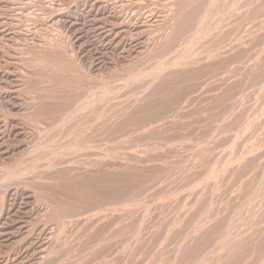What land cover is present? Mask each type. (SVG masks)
I'll return each mask as SVG.
<instances>
[{
	"label": "rangeland",
	"instance_id": "1",
	"mask_svg": "<svg viewBox=\"0 0 264 264\" xmlns=\"http://www.w3.org/2000/svg\"><path fill=\"white\" fill-rule=\"evenodd\" d=\"M182 1L0 0V264H264V0Z\"/></svg>",
	"mask_w": 264,
	"mask_h": 264
},
{
	"label": "bare ground",
	"instance_id": "2",
	"mask_svg": "<svg viewBox=\"0 0 264 264\" xmlns=\"http://www.w3.org/2000/svg\"><path fill=\"white\" fill-rule=\"evenodd\" d=\"M188 1H189V0H188ZM227 1H228V0H227ZM259 1H260V0H259ZM182 2H185V0L182 1ZM210 2H212V1H210ZM232 2H233V1H232ZM238 2H239V1H238ZM167 3H169V2H167ZM226 4H227V3H226ZM228 6H229V5H228ZM240 7H241V6H240ZM214 8H216V7H214ZM214 8H213V10H214ZM179 11H180V10H179ZM196 11H197V10H196ZM209 11H210V10H209ZM209 11H208V12H209ZM218 12H219V11H218ZM221 12H222V11H221ZM214 13H215V12H214ZM216 13H217V11H216ZM228 13H229V12H228ZM179 15H180V13H179ZM208 15H209V14H208ZM210 16H211V15H210ZM184 18H185V17H184ZM205 18H206V17H205ZM206 19H207V18H206ZM182 20H183V19H182ZM187 20H188V18H187ZM220 21H221V20H220ZM184 22H185V21H184ZM184 22H182V23L184 24ZM218 22H219V21H218ZM182 23H181V24H182ZM205 23L207 24V22H205ZM208 23H209V22H208ZM211 24H212V23H211ZM185 25H186V24H185ZM204 25H205V24H204ZM179 27H180V25H179ZM182 27H183V25H182L180 28L182 29ZM202 27H203V26H202ZM207 27H208V26H207ZM210 27H211V26H210ZM219 27H220V26H219ZM184 28H186V27H184ZM184 28H183V29H184ZM158 29H159V28H158ZM190 29H191V28H190ZM204 29H205V28H204ZM208 29H209V28H208ZM211 29H212V28H211ZM206 30H207V29H206ZM209 30H210V29H209ZM180 31H181V30H180ZM194 32H195V30H194ZM199 32H200V31H199ZM199 32H198V33H199ZM202 32H203V31H202ZM206 32H207V31H206ZM206 32H203V33H206ZM209 32H210V31H209ZM190 33H191V32H190ZM203 33H202V34H203ZM192 34H194V33H192ZM200 34H201V32H200ZM194 35L197 36V33L194 34ZM212 36H213V35H212ZM192 37H193V36H191V38H192ZM202 38H203V37H202ZM202 38H201V39H202ZM204 38H205V37H204ZM185 39H186V38H185ZM197 39H198V38H197ZM193 40H194V39H193ZM193 40H192V41H193ZM195 40H196V39H195ZM198 40H199V39H198ZM185 41H186V40H185ZM190 41H191V40H190ZM159 42H160V41H159ZM40 44H41V43H40ZM161 44H162V43H161ZM188 44H189V43H188ZM191 44H192V43H191ZM15 45H16V44H15ZM189 45H190V44H189ZM189 45H188V47H189ZM207 45H208V44H207ZM215 45H216V44H215ZM13 46H14V45H13ZM41 46H42V45H41ZM166 46H167V45H166ZM210 46H211V44H210ZM15 47H16V46H15ZM192 47H193V46H192ZM211 47H212V46H211ZM189 48H191V47H189ZM194 48H195V47H194ZM184 49H185V48H184ZM186 49L188 50L187 47H186ZM49 50H50V49H49ZM161 50H162V49H161ZM182 50H183V49H182ZM163 51H164V50H163ZM177 52H178V51H177ZM207 52H208V51H207ZM185 53L187 54V52H185ZM194 53H195V52H194ZM19 54H20V53H19ZM189 56H190V55H189ZM189 56H188V57H189ZM191 56H192V55H191ZM191 56H190V57H191ZM195 56H196V55H195ZM215 56H216V55H215ZM193 58H194V57H193ZM211 58H212V57H211ZM214 58H215V57H214ZM173 59H174V58H173ZM175 60H176V59H175ZM161 61H162V60H161ZM74 66H75V65H74ZM138 67H139V66H138ZM149 68H150V67H149ZM151 68H152V67H151ZM161 68H162V67H161ZM158 69H159V68H158ZM55 70H56V69H55ZM78 70H79V69H78ZM146 70H147V69H146ZM153 70H154V69H153ZM126 72H127V71H126ZM146 72H147V71H146ZM66 73H67V72H66ZM141 73H142V72H141ZM144 74H145V73H144ZM147 74H148V73H147ZM77 75H78V74H77ZM121 75H122V74H121ZM150 76H151V75H150ZM119 77H120V76H119ZM140 77H141V76H140ZM128 78H129V77H128ZM130 78H131V77H130ZM130 78H129V79H130ZM125 80H126V79H125ZM125 80H124V81H125ZM128 81H129V80H128ZM90 82H91V81H90ZM118 82H119V81H118ZM75 83H76V82H75ZM111 84H112V83H111ZM173 84H174V83H173ZM129 85H130V84H129ZM107 86H108V85H107ZM123 86H124V85H123ZM126 86H127V85H126ZM102 87H103V86H102ZM118 87H119V86H118ZM163 87H164V86H163ZM58 88H59V87H58ZM58 88H57V89H58ZM84 89H85V88H84ZM158 89H159V88H158ZM160 89H161V88H160ZM93 90H94V89H93ZM99 90H100V89H99ZM117 90H118V89H117ZM145 91H146V90H145ZM88 92H89V91H88ZM95 92H96V91H95ZM104 93H105V92H104ZM116 93H117V92H116ZM146 93H147V92H146ZM107 95H108V94H107ZM103 96H104V95H103ZM110 96H111V95H110ZM135 97H136V96H135ZM85 98H87V97H85ZM116 98H118V97H116ZM133 98H134V97H133ZM90 99H91V98H90ZM107 100H108V99H107ZM132 100H133V99H132ZM138 100H139V99H138ZM99 101H100V100H99ZM141 101H142V100H141ZM133 104H134V103H133ZM165 104H166V103H165ZM168 104H169V103H168ZM76 105H77V104H76ZM119 105H120V104H119ZM84 106H85V105H84ZM156 106H158V104H157ZM159 106H161V105H159ZM163 106H164V105H163ZM110 107H111V106H110ZM115 107H116V106H115ZM115 107H114V108H115ZM127 107H128V106H127ZM72 108H73V107H72ZM105 108H106V107H105ZM117 108H118V107H117ZM66 109H67V108H66ZM98 109H99V108H98ZM85 111H86V110H85ZM142 111H143V110H142ZM155 111H156V110H155ZM73 113H74V112H73ZM107 113H108V112H107ZM119 113H120V112H119ZM150 113H151V112H150ZM160 113H161V112H160ZM53 114H54V113H53ZM65 114H66V113H65ZM81 114H82V113H81ZM85 114H86V113H85ZM85 114H84V115H85ZM109 114H110V113H109ZM109 114H108V115H109ZM66 115H67V114H66ZM91 115H92V114H91ZM98 115H99V114H98ZM105 115H106V114H105ZM113 115H114V113H113ZM100 117H101V116H100ZM121 117H122V116H121ZM97 118H98V117H97ZM109 118H110V117H109ZM67 119H68V118H67ZM82 119H83V118H82ZM135 119H136V118H135ZM95 120H96V119H95ZM113 120H114V119H113ZM137 120H138V119H137ZM52 121H53V120H52ZM33 122H34V121H33ZM77 122H78V121H77ZM37 123H38V122H37ZM85 123H86V122H85ZM93 123H95V122H93ZM33 124H34V123H33ZM81 124H82V122H81ZM83 124H84V123H83ZM31 125H32V124H31ZM47 125H48V124H47ZM63 125H65V124H63ZM78 125H79V124H78ZM79 126H80V125H79ZM33 127H34V126H33ZM56 127H57V126H56ZM84 127H85V126H84ZM105 127H106V126H105ZM105 127H104V128H105ZM72 128H73V127H72ZM76 128H77V127H76ZM77 129H78V128H77ZM45 130H46V129H45ZM51 130H52V129H51ZM59 130H60V129H59ZM127 130H128V129H127ZM69 131H71V130H69ZM83 131H84V130H83ZM121 131H122V130H121ZM57 132H58V131H57ZM79 132H80V131H79ZM38 133H39V132H38ZM58 133H59V132H58ZM56 135H57V134H56ZM59 135H60V134H59ZM78 136H79V135H78ZM47 137H48V136H47ZM55 137H56V136H55ZM64 137H65V136H64ZM50 139H51V138H50ZM108 139H109V138H108ZM60 140H61V139H60ZM72 140H73V139H72ZM74 140H75V139H74ZM64 141H65V140H64ZM47 142L49 143V141H47ZM62 142H63V141H62ZM123 142H124V141H123ZM42 143H44V142H42ZM50 143H51V142H50ZM106 143H108V141H107ZM120 143H121V142H120ZM46 144H47V143H46ZM74 144H75V143H74ZM85 144H86V143H85ZM51 145H52V144H51ZM72 145H73V144H72ZM88 145H89V144H88ZM46 146H47V145H46ZM69 146H70V145H69ZM84 147H85V146H84ZM107 148H108V147H107ZM65 149H66V148H65ZM88 149H89V148H88ZM72 150H73V149H72ZM85 150H86V149H85ZM110 150H111V149H110ZM74 151H75V150H74ZM55 152H56V151H55ZM52 153H53V152H52ZM75 153H76V152H75ZM56 154H57V153H56ZM120 157H121V156H120ZM58 158H59V157H58ZM83 159H84V158H83ZM52 161H53V160H52ZM74 161H75V160H74ZM128 161H129V160H128ZM62 162H63V161H62ZM216 162H217V161H216ZM53 164H54V163H53ZM15 165H16V164H15ZM216 165H217V163H216ZM12 166H13V165H12ZM18 166H19V165H18ZM219 166H220V165H219ZM73 167H74V166H73ZM75 167H76V166H75ZM65 168H66V167H65ZM210 168H211V167H210ZM22 169H23V168H22ZM34 169H35V168H34ZM207 169H208V167H207ZM6 170H8V169H6ZM9 170H10V169H9ZM214 170H215V169H214ZM15 172H16V171H15ZM18 172H19V171H18ZM68 172H69V171H68ZM70 172H71V171H70ZM121 172H122V171H121ZM20 173H21V172H20ZM77 173H78V172H77ZM207 173H208V172H207ZM216 173H217V172H216ZM5 174H6V173H5ZM15 174H16V173H15ZM21 174H22V173H21ZM25 174H26V173H25ZM53 174H54V173H53ZM214 174H215V173H214ZM16 175H17V174H16ZM58 175H59V174H58ZM77 175H78V174H77ZM79 175H80V174H79ZM85 176H86V175H85ZM90 176H91V175H90ZM104 176H106V175H104ZM107 176H108V175H107ZM107 176H106V177H107ZM82 177H83V176H82ZM91 177L93 178V176H91ZM101 177H102V175H101ZM111 177H112V176H111ZM115 177H116V176H115ZM78 178H79V177H78ZM67 179H68V178H67ZM67 179H65V180H67ZM76 179H77V178H76ZM83 179H84V178H83ZM68 180H69V179H68ZM90 180H91V178H90ZM92 180H93V179H92ZM101 180H102V179H101ZM106 180H107V179H106ZM106 180H103V181H106ZM108 180H109V179H108ZM115 180H116V179H115ZM117 180H118V178H117ZM42 181H43V180H42ZM75 181H76V180H75ZM77 181L79 182L80 180H77ZM95 181H96V180H95ZM109 181H112V179L109 180ZM118 181H119V180H118ZM118 181H117V182H118ZM71 182H72V181H71ZM86 182H87V181H86ZM93 182H94V180H93ZM97 182H98V181H97ZM113 182H114V181H113ZM115 182H116V181H115ZM121 182H122V179H121ZM65 183H66V182H65ZM67 183H68V181H67ZM84 183H85V182H84ZM87 183H88V182H87ZM90 183H91V182H90ZM109 183L111 184V182H109ZM74 184H75V182H74ZM74 184H73V188H74V186H75ZM119 184H120V183H119ZM47 185H48V183H47ZM69 185H70V184H69ZM78 185H79V184H78ZM86 185H88V184L82 185V187H85V188H86V187H87ZM98 185H99V184H98ZM108 185H109V184H108ZM66 186H67V185H66ZM70 186H71V185H70ZM88 186H90V185H88ZM95 186H96V185H95ZM101 186H102V185H101ZM67 187H68V186H67ZM76 187H77V186H76ZM92 187H94V186H91L90 189H91ZM70 188L72 189V186H71ZM77 188H79V187H77ZM102 188H103V187H102ZM102 188H101V189H102ZM67 189H68V188H67ZM71 189H70L71 193L74 194V192H75V188H74V190H73V189L71 190ZM79 189H81V183H80V188H79ZM86 189H87V188H86ZM92 189H93V191H94V190H97L96 188H95V189L92 188ZM92 189H91V190H92ZM101 189H100V190H101ZM76 190H77V189H76ZM105 190H106V188H105ZM82 191H83V189H82ZM102 191H103V190H102ZM66 192H67V191H66ZM76 192H77V191H76ZM91 192H92V191H91ZM97 192H98V191H97ZM100 192H101V191H100ZM119 192H120V191H119ZM40 193H41V192H40ZM77 193H78V192H77ZM77 193H76V194H77ZM86 193H87V191H86ZM98 193H99V192H98ZM79 194L81 195V193H79ZM88 194H89V193H88ZM100 194H101V193H100ZM108 194H109V193H108ZM80 195H79V196H80ZM83 195H84V194H83ZM89 195H90V194H89ZM98 195H99V194H98ZM98 195H97V197H98ZM72 196H73V195H72ZM72 196H71V197H72ZM85 196H86V195H85ZM85 196H84V197H85ZM90 196H92V195H90ZM102 196H103V195H102ZM48 197H50V196H48ZM74 197H75V196H74ZM84 197H82V198H84ZM88 197H89V196H88ZM93 197H94V195H93ZM97 197H96V198H97ZM75 198H77V197H75ZM86 198H87V197H86ZM86 198H85V200H86ZM99 198H100V197H99ZM101 198H102V197H101ZM107 198H108V197H107ZM92 199H94V198H92ZM89 200H91V199H89ZM94 200H96V199H94ZM79 201H80V200H79ZM82 201H84V200H82ZM86 201H87V200H86ZM97 201H98V200H97ZM44 202H45V201H44ZM80 202H81V201H80ZM80 202H79V203H80ZM41 205H42V204H41ZM101 205H102V204H101ZM46 206H47V205H46ZM43 207H44V206H43ZM52 209H53V208H52ZM55 210H58V208L55 209ZM60 210H61V209H60ZM62 210H63V209H62ZM62 210H61V212H60L61 214L63 213ZM54 213H55V212H53V214H54ZM56 215H57V214H56ZM58 215H60V214L58 213ZM54 216H55V214H54ZM54 216H53V217H54ZM51 217H52V216H51ZM57 217H58V216H57ZM75 217H76V216H75ZM54 218H56V217H54ZM54 220H55V219H54ZM59 233H60V232H59ZM225 243H226V242H225ZM218 245H219V244H218ZM221 245H222V244H221ZM223 245H224V244H223ZM214 248H215V247H214ZM218 250H220V249H218ZM216 251H217V250H216ZM209 257H211V255H209ZM196 260H197V259H196ZM202 261H203V260H202ZM202 261H201V262H202ZM206 262H207V261H206ZM201 264H202V263H201ZM203 264H204V263H203ZM209 264H210V263H209Z\"/></svg>",
	"mask_w": 264,
	"mask_h": 264
}]
</instances>
